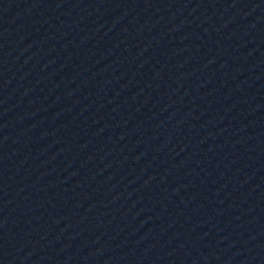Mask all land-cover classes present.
Here are the masks:
<instances>
[{"label": "water", "instance_id": "95a60500", "mask_svg": "<svg viewBox=\"0 0 264 264\" xmlns=\"http://www.w3.org/2000/svg\"><path fill=\"white\" fill-rule=\"evenodd\" d=\"M205 0H0V113L136 46Z\"/></svg>", "mask_w": 264, "mask_h": 264}]
</instances>
